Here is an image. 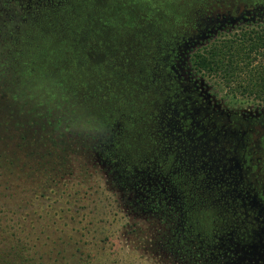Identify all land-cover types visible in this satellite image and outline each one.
I'll list each match as a JSON object with an SVG mask.
<instances>
[{
    "label": "rangeland",
    "instance_id": "1",
    "mask_svg": "<svg viewBox=\"0 0 264 264\" xmlns=\"http://www.w3.org/2000/svg\"><path fill=\"white\" fill-rule=\"evenodd\" d=\"M41 1L26 3L37 13L44 10V14H51L52 9H42ZM58 1L62 7L52 13L55 18L43 16L38 30L29 28L23 34L32 37L28 56L34 63L43 64L38 73L45 78L51 72L53 80L59 83L56 90L53 87L45 90L46 110L59 119L56 124L61 139L80 135L81 142L91 141L93 147L102 143L111 146H104V159L93 157L81 148H72L75 154H68L71 167L60 174L64 179L53 184L51 180L47 182L49 177L45 178L49 191L42 198L34 196L35 185L31 182L26 187L30 191L27 195V191L22 195L18 190L12 199L10 193L2 201L10 208L0 205V219L28 224L32 219L50 217L79 219L84 227L88 225L91 238L119 240L132 230L134 220L143 227L141 222L146 219H175L176 223L177 219H185L188 225L193 223L204 247L217 253L223 264H229L224 250L235 240L243 246L251 243L252 250L264 248V122L250 126L244 121L261 116L264 104L254 99H224L223 93L212 97L213 89L202 80L197 83L210 101L211 111L231 121H212L205 117L207 110L199 113L189 108L192 115L187 111V117L194 120L197 128L210 134L221 131L217 139L219 159L232 157L240 162L242 181L235 194L226 190L222 193L215 185L211 188V183L208 186H195L191 180L179 183L180 168L172 151L168 153L167 141L157 139L153 121L161 115L159 94H167L172 112L179 115L185 110V96L190 93L171 78L185 71L193 49L203 46L211 36L216 37L231 22L227 18L237 21L245 13L259 23L258 16L264 17V13L257 15L255 11H264V0ZM216 19L224 22L211 28L205 40L198 41L197 38L202 39L198 37L199 30ZM21 49L23 53L26 51L23 46ZM262 63L264 50L254 56L255 67ZM174 68H177L175 72ZM43 114L48 125L53 123L48 111ZM33 121L36 120H30L29 125ZM168 122L166 126L172 123ZM114 144L120 145L121 150ZM221 160L227 163L225 158ZM206 172L215 178L216 170L213 173L205 170L201 182L206 179ZM168 176H171L169 183ZM169 184L174 185L169 187ZM246 192H250V201L244 207L241 199ZM254 197L258 205L251 207ZM22 198L31 202L22 203ZM197 206L200 210L191 212ZM47 212L51 213L50 217ZM230 238L233 241H228ZM122 251L126 254L132 248ZM246 261V255L238 259L240 264Z\"/></svg>",
    "mask_w": 264,
    "mask_h": 264
},
{
    "label": "trees",
    "instance_id": "2",
    "mask_svg": "<svg viewBox=\"0 0 264 264\" xmlns=\"http://www.w3.org/2000/svg\"><path fill=\"white\" fill-rule=\"evenodd\" d=\"M26 2L0 0V205L9 208L7 203L2 204L3 199H8L10 193L13 199L18 190L22 195L27 191V195L30 191L26 187L30 182L35 185L34 196L42 198V194L49 191V180L55 184L64 179L60 174L71 167L68 154H75L72 148H81L93 157L103 158L104 146H111L102 143L93 147L91 141L81 142L80 135L71 136L69 140L59 136L56 124L59 119H54L51 110H46L43 99L46 88L56 90L59 83L53 80L51 72L45 78L38 73L43 64L34 63L28 56L32 37L23 34L29 28L38 30L43 16L55 18L52 13L62 5L58 0H42V9H52L47 15L44 10L37 13ZM259 20L255 23L246 17L226 23L216 37L211 36L203 46L193 49L185 66L189 78L204 80L208 88L214 90L210 93L212 97L223 93L224 99H254L264 104V63L258 67L254 65L255 54L264 50V17ZM21 46L26 49L24 53ZM158 97L161 115L155 116L153 121L156 137L162 139L166 134L160 130L166 129L165 121H169L171 111L167 94ZM43 111L51 114L53 123L48 125ZM30 120L36 121L29 125ZM59 139L62 140L60 144ZM114 146L121 150L120 145ZM60 147L71 149L60 150ZM58 152L61 155L56 154ZM21 202L31 201L22 198ZM196 209L200 207L191 212ZM50 216L47 212V217ZM138 222L134 220L132 230L119 240L91 238L88 225L84 227L79 219L50 217L32 219L29 224L0 219V264H223L217 253L204 247L193 223L188 225L185 219H177V223L175 219H146L141 222L143 227ZM218 243L216 239L215 244ZM127 247L132 251L125 254L122 249Z\"/></svg>",
    "mask_w": 264,
    "mask_h": 264
},
{
    "label": "flooded vegetation",
    "instance_id": "3",
    "mask_svg": "<svg viewBox=\"0 0 264 264\" xmlns=\"http://www.w3.org/2000/svg\"><path fill=\"white\" fill-rule=\"evenodd\" d=\"M255 12L257 13V15H262L264 13L263 10H257ZM258 12L260 13L258 14ZM246 17L247 16L245 15V13H243L241 17H239V19L242 20ZM258 18L262 17L258 16ZM230 20V18H227V22ZM222 22L224 21H219L217 19L215 21L210 20L205 24L204 29L199 30L198 37H207V32L214 26H219L220 24H222ZM185 71L181 74L173 75L172 78L170 77L171 81L174 82V84L182 87L185 91L190 93V95L185 96L186 103H183L185 110H181V114L179 115L170 110L171 112H169V116L171 118L170 122L172 123L170 124V122H168L170 126H166V129H164V132L166 134L164 135V137L165 141H167L165 142L167 143V145L165 146L167 150H169L168 153L172 151L174 162H176V164L180 168V171H178L180 174V181L178 180V182L186 184L188 183V181L191 180V182L195 186H208L207 184L211 183V188H213V186L215 185L218 187L217 189H222V193L224 192L223 190H226V193L229 192V194H231L233 192L235 194V192H237V190L239 189V184L242 181V175L239 174V171L241 172L242 169L240 162L235 158H226L224 156L221 159L225 158V160H227V163L221 162L222 160L218 158L221 153L218 150L219 147L217 140L221 137V131H214L213 134H210L209 131H205L202 128H197L193 124L194 120H189V118L187 117V111H189L190 115H192L189 108H192V111L195 112L199 111V113L207 110V116L205 117H208L212 121L223 122L227 119L228 123H230L231 120L228 117H220L218 113L211 111L210 101L206 100V97L201 92L197 81L189 78ZM209 112L210 114H208ZM262 113L263 114L261 116H255L256 119L253 118L254 120H252V118L243 120L250 123V126H252V124L256 123L257 121L262 123L264 122V109L262 110ZM243 122L241 121L240 123ZM165 123L167 124V122ZM163 138L161 139V141L163 140ZM163 147L164 146L160 147V152H162ZM205 170H209L211 173L216 170V175L215 178H212L208 175V172H206V179L203 180L202 183L200 181V178L203 176ZM189 176H191L193 180L190 179ZM170 177L168 176V183ZM174 184L176 185L178 183ZM174 184H169L168 186L172 187ZM249 195L250 192H246L244 199L240 198L241 200H243V203H245V205L243 204L244 207H247L246 204L248 203V201H250L248 199ZM256 205L258 204L257 200L254 197L253 201L251 202V207H255ZM260 209L262 210L263 208L260 207ZM245 214L249 216V213L245 212ZM229 240L233 241L231 238L228 239V241ZM223 244H225L224 246H226L227 243ZM251 246V243L246 246H243L241 243L235 240L233 243L230 244V247H227L224 250L225 254H227L226 257H228L227 262L229 264H236L238 262V259L242 258L243 255H246L248 261H246L245 264L249 263V261H251V264H264V248H261V250H257L256 248H254L252 250L250 248ZM238 264L240 263L238 262Z\"/></svg>",
    "mask_w": 264,
    "mask_h": 264
},
{
    "label": "water",
    "instance_id": "4",
    "mask_svg": "<svg viewBox=\"0 0 264 264\" xmlns=\"http://www.w3.org/2000/svg\"><path fill=\"white\" fill-rule=\"evenodd\" d=\"M235 22L236 21H234V20L231 19V23H235ZM205 39H206V37H202V39L197 38L198 41L205 40Z\"/></svg>",
    "mask_w": 264,
    "mask_h": 264
}]
</instances>
